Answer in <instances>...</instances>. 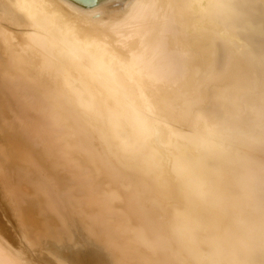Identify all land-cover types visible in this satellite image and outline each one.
I'll return each mask as SVG.
<instances>
[{"label": "bare ground", "instance_id": "bare-ground-1", "mask_svg": "<svg viewBox=\"0 0 264 264\" xmlns=\"http://www.w3.org/2000/svg\"><path fill=\"white\" fill-rule=\"evenodd\" d=\"M71 214L110 264H264V0H0V264H79Z\"/></svg>", "mask_w": 264, "mask_h": 264}, {"label": "rangeland", "instance_id": "rangeland-1", "mask_svg": "<svg viewBox=\"0 0 264 264\" xmlns=\"http://www.w3.org/2000/svg\"><path fill=\"white\" fill-rule=\"evenodd\" d=\"M74 216V218H73ZM71 214L70 217H72L73 219H76L74 220V222L76 223L75 225V228H76V231H78V233H75V230L71 233V235H78L79 238L78 240H76V236H72V238L74 237V241L71 240L68 243H66L65 241V246L67 248V250L70 252V251H73L75 253L78 254L79 256V264H110V261L108 259L107 254L104 253L106 251L103 252V249L105 250V248H103V245H101L100 242H93L91 239H93L90 235L88 236V233L84 230V228L82 227V225H80V222H78V219L75 217V215ZM69 217V218H70ZM79 223V224H78ZM80 225V226H79ZM79 226V227H78ZM81 228V229H80ZM86 232V233H85ZM89 238V239H88ZM90 241V242H89ZM75 242V244H73ZM100 243V244H99ZM97 244V245H96ZM73 245H76L73 246ZM86 245V246H85ZM72 247V248H71ZM82 247V248H81ZM77 248V249H76ZM103 248V249H102ZM102 249V251H100ZM99 251V252H98ZM103 253L106 255H103ZM104 256H102V255ZM89 256V257H88ZM103 257V258H102ZM106 257V258H105ZM90 258V259H89ZM82 261H81V260ZM107 260L105 261V260ZM86 260V261H85ZM93 261V262H92ZM88 262V263H87ZM92 262V263H91ZM112 263V262H111Z\"/></svg>", "mask_w": 264, "mask_h": 264}]
</instances>
